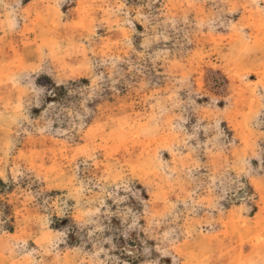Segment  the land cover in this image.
Here are the masks:
<instances>
[{
	"label": "rangeland",
	"instance_id": "1",
	"mask_svg": "<svg viewBox=\"0 0 264 264\" xmlns=\"http://www.w3.org/2000/svg\"><path fill=\"white\" fill-rule=\"evenodd\" d=\"M0 264H264V0H0Z\"/></svg>",
	"mask_w": 264,
	"mask_h": 264
}]
</instances>
